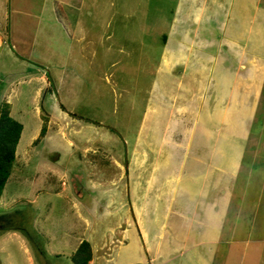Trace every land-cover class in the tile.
<instances>
[{"label":"rangeland","instance_id":"obj_1","mask_svg":"<svg viewBox=\"0 0 264 264\" xmlns=\"http://www.w3.org/2000/svg\"><path fill=\"white\" fill-rule=\"evenodd\" d=\"M247 2L228 35L264 57V0L254 22ZM3 3L11 24L2 22L0 103L8 99L23 131L0 199V264H73L83 241L90 264H264V92L247 94L253 119L228 112L224 120L217 109L232 105L229 72L189 27L172 31L177 0H5L0 10ZM190 39L197 75L180 84L194 91H177L170 76L163 93L162 67L191 52ZM210 73L224 94L214 93L213 106L200 88ZM194 146L208 148L206 165L192 159ZM209 169L217 170L210 186L227 176L219 170L235 174L236 186L214 245L173 214L197 202L196 175Z\"/></svg>","mask_w":264,"mask_h":264},{"label":"crops","instance_id":"obj_2","mask_svg":"<svg viewBox=\"0 0 264 264\" xmlns=\"http://www.w3.org/2000/svg\"><path fill=\"white\" fill-rule=\"evenodd\" d=\"M0 1L5 2V0ZM258 1L259 0H248L245 6V9L247 8L248 4L255 5V7H257L256 10H253L251 5L248 6L249 10L252 11L253 20L251 19V22L255 21L257 10L259 9ZM3 6L7 7V5L3 3L0 10V47L1 45L7 44L5 41V36L3 35L4 23L6 29V24H11V22H9L10 11L7 12V10H5ZM242 7H244V5L243 3H241V0H177L176 7L172 12V16L175 18L171 23L173 32L185 33V28L189 27V32L196 33L200 37V40L202 38L203 41L201 45L204 50H209V52L213 50L219 51L218 55L214 59L220 58V63H222L223 66L226 67V70L229 72L227 74L228 76H230V89L227 97L229 98L228 102L232 101V105L230 106V108L227 107L228 105L225 106V109H222L223 111H221V109H217L218 112H225V117H223L226 122H230V120L228 119V112L235 114L251 113L250 116H252L253 119L255 117V109L251 107V105H253L254 103L248 104L247 94H251V97L255 95L254 97L258 98V96L260 97V94L264 92V73H262L261 71L262 68H264V57H260V55H254L251 53V51L249 53L251 45L249 41H247V39L239 40L240 42L233 41V38L228 35V32L230 31L229 22L231 21L232 17H234V25L232 26L237 27L239 25V21H237V18L239 11L242 10ZM188 38L191 37L189 36ZM10 39L11 38L9 36V40ZM16 40L17 41H14L15 43H13V41H8V44L18 45V39ZM174 43H176V47H179L182 46L181 44L183 42L174 40L172 44ZM184 45H186L187 49L191 50V52L188 51V53L185 55L186 58L185 56L179 58L178 54L177 58L175 56L171 59L169 58V61L167 63L165 62L162 67L161 74L163 73L164 75L161 84V90L163 93L164 81L168 82L169 79H172L170 76H172L173 79L175 78L177 79V81H179V83L177 84V91L185 92L186 94L194 91L191 87H189L188 89L182 87L180 81H185V77L189 76L191 72H195L197 75L195 68L196 56L194 54V51L192 50L197 48L198 46H196V41H193L192 39L184 42L183 46ZM236 49H241L242 52L240 55L234 51ZM204 54L210 56L211 53L209 55L207 53ZM237 55H239V57ZM190 58H192L191 64ZM231 63H234L236 68L235 71H233ZM210 76L211 73L208 74V78L206 77L207 84H203L200 88L203 90L204 103L205 99H207L209 101V104L213 106L212 104L215 99H217V96H214L216 90L215 88H213L214 83H212V79L210 78ZM198 78L200 77L193 78V80L196 81L198 80ZM40 79H43L42 76L40 77ZM216 93H218L219 98H221L222 95L224 96V94L220 95L219 92ZM186 96L187 95H184V101L186 100ZM6 102L9 103L8 99H6ZM217 106L222 108L223 105L218 104ZM182 111L193 112V109L187 108ZM199 111H202L201 108ZM190 120H195V118H190ZM187 122H189V120L186 121V123ZM220 125L226 127L223 123H221ZM190 127L191 126H187V128ZM235 127H237L242 134L246 133V131H244L247 130L246 124L243 122V120L237 122ZM33 138H35V136ZM173 142L179 146L181 145V143H183H177L176 141ZM190 143L191 142L186 144L188 148H190ZM192 152V159H194L196 163L206 165V161L209 160V154L207 153L209 152L208 148H196L194 146ZM213 152H215V149H213ZM219 171H221L222 175L226 174L228 178L227 176H224L223 179L221 176H219L216 181L212 182L211 186L210 184L212 178L214 177V174L215 172H217V170L212 173L209 169L203 171L205 173L203 176L196 175L198 180L202 179V187L198 189L199 191H196V196L198 197L197 202H194L193 205H190L191 202H188L187 204L180 203L178 207H174L175 210L173 212V214H176L178 219L182 220L183 223L189 225L190 227H193L194 233L196 231H201L200 236L197 237H200V239L205 238L207 240L205 241L207 245L215 244V237L218 235L219 231L218 227L222 221L220 213H224V210L228 205L229 194H231L232 189L235 190L236 187L235 180H233L235 174H232L230 178L225 170ZM182 176L183 175H181L180 177L178 176L176 178V181L179 182ZM180 188L181 187H179V189ZM179 189H177L178 192L181 191ZM209 189L212 190L213 194L211 192V196L208 197L207 195ZM216 193H218L217 197H215ZM198 203H200V208ZM221 208L222 211H220ZM211 225V228H205L206 226ZM209 229L214 231L212 235H208ZM206 230L207 233L205 234ZM80 244L81 242H79V245Z\"/></svg>","mask_w":264,"mask_h":264},{"label":"trees","instance_id":"obj_3","mask_svg":"<svg viewBox=\"0 0 264 264\" xmlns=\"http://www.w3.org/2000/svg\"><path fill=\"white\" fill-rule=\"evenodd\" d=\"M23 131L22 125L11 116L10 104L0 103V199L9 181L16 161V151ZM46 125L42 128L39 138L45 136ZM93 250L89 242L83 241L73 256V264H90Z\"/></svg>","mask_w":264,"mask_h":264}]
</instances>
